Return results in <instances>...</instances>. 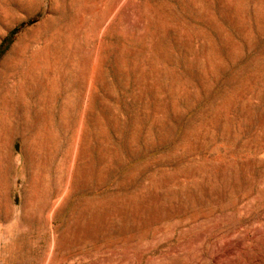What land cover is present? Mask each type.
Instances as JSON below:
<instances>
[{"label":"rangeland","instance_id":"1","mask_svg":"<svg viewBox=\"0 0 264 264\" xmlns=\"http://www.w3.org/2000/svg\"><path fill=\"white\" fill-rule=\"evenodd\" d=\"M53 1L86 73L0 142V264H264V0Z\"/></svg>","mask_w":264,"mask_h":264},{"label":"crops","instance_id":"2","mask_svg":"<svg viewBox=\"0 0 264 264\" xmlns=\"http://www.w3.org/2000/svg\"><path fill=\"white\" fill-rule=\"evenodd\" d=\"M58 7L53 0H10L1 15V143L10 137L15 122L30 124L43 119L47 103L61 96L63 78L75 81L79 72L85 71L86 59L82 58L79 68L74 60L62 56L69 34L60 28L55 15ZM83 80L87 81V76ZM19 113L23 115L19 117Z\"/></svg>","mask_w":264,"mask_h":264}]
</instances>
